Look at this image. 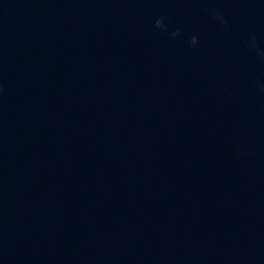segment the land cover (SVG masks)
I'll use <instances>...</instances> for the list:
<instances>
[{
	"label": "water",
	"instance_id": "obj_1",
	"mask_svg": "<svg viewBox=\"0 0 264 264\" xmlns=\"http://www.w3.org/2000/svg\"><path fill=\"white\" fill-rule=\"evenodd\" d=\"M253 43L264 0H0V264H264Z\"/></svg>",
	"mask_w": 264,
	"mask_h": 264
},
{
	"label": "clouds",
	"instance_id": "obj_2",
	"mask_svg": "<svg viewBox=\"0 0 264 264\" xmlns=\"http://www.w3.org/2000/svg\"><path fill=\"white\" fill-rule=\"evenodd\" d=\"M213 15L215 16V18L217 19L218 22H220L221 24H224V18L223 16L219 13V11L217 10H213ZM156 28H164V24L162 23V19H157L155 21V25ZM179 29H177L175 32H173L171 35L173 37L179 35ZM198 43L197 37L193 36L191 37V39L189 40V44L192 46H195ZM252 48V50L254 51V54L260 58V59H264V52H261L259 49H255L254 43L253 45L250 46Z\"/></svg>",
	"mask_w": 264,
	"mask_h": 264
}]
</instances>
